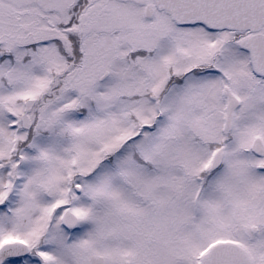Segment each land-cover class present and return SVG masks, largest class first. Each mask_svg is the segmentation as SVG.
Masks as SVG:
<instances>
[{
	"label": "snow or ice",
	"instance_id": "1",
	"mask_svg": "<svg viewBox=\"0 0 264 264\" xmlns=\"http://www.w3.org/2000/svg\"><path fill=\"white\" fill-rule=\"evenodd\" d=\"M0 264H264V0H0Z\"/></svg>",
	"mask_w": 264,
	"mask_h": 264
}]
</instances>
